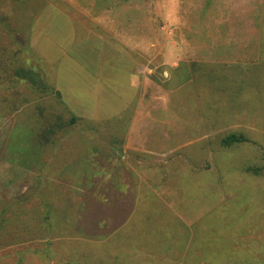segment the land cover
Returning <instances> with one entry per match:
<instances>
[{"label": "rangeland", "instance_id": "1", "mask_svg": "<svg viewBox=\"0 0 264 264\" xmlns=\"http://www.w3.org/2000/svg\"><path fill=\"white\" fill-rule=\"evenodd\" d=\"M7 2L0 0V214L6 221L0 227V264H98L107 250L125 261L138 257L135 263L165 264L171 257L164 253L172 247L170 239L158 242V249L147 240V249L123 250L120 244L83 236L77 228L82 202L75 203L74 212L64 209L67 191L60 181L67 143L81 139L80 133L58 135L64 144L55 151L63 160L55 158L53 170L47 168L40 194L58 208L50 223L42 224L47 211L34 212V133L52 113L65 121L70 116L52 94L27 82L15 84L10 72L20 61L10 52L1 22L15 29L22 64L40 67L53 89L49 54L65 50L69 40L68 47L106 40L122 49L132 44L147 48V53L137 49L134 57L153 81L143 107L155 115L169 114L164 128L180 131L178 143L186 146L179 155L189 154L177 174L163 171L168 177L160 191L166 206L157 210L156 200L149 212L152 225H158L152 227L155 238L175 233L176 246L182 243L187 251L202 254L201 264L216 259L219 264L236 259L264 264V170L258 175L247 171L264 168V0H42L30 27V17L21 20ZM99 47L105 49L103 42ZM171 64L176 70H169ZM123 124H117L119 132ZM73 128L86 125L78 122ZM97 133L90 132L91 138ZM233 133L245 140L223 147L221 139ZM76 155L77 149L70 157ZM176 224L186 230L181 236ZM45 247L50 257H42Z\"/></svg>", "mask_w": 264, "mask_h": 264}, {"label": "crops", "instance_id": "2", "mask_svg": "<svg viewBox=\"0 0 264 264\" xmlns=\"http://www.w3.org/2000/svg\"><path fill=\"white\" fill-rule=\"evenodd\" d=\"M114 31L119 37L120 33L117 34L116 29ZM118 40L123 42L122 39ZM71 42L69 40L65 50L54 49L50 52L49 62L53 68L54 90L60 96L63 110L69 116L75 117L76 122L71 127L63 128L64 131L58 130L44 144L38 138L41 126L34 130V212L38 210L37 214L41 215L44 208L51 215L52 211L57 210V206L49 203L40 194L44 185L43 179L46 180L48 174L47 168L53 170L55 158L59 161L64 159L60 167L65 170L61 171L63 180L60 179L61 185H66L67 191L64 209L74 212L75 203L80 199L81 220L77 228L81 227L83 236H97L98 240L117 246L120 244L123 250L147 249V243L152 240L158 249V242L170 239L172 247L164 255L172 260L165 264H201L202 254H196V250L192 253L187 251L182 243L176 246L175 233L168 238H155L152 230V227L158 226L152 225L154 220L149 215L157 205L155 201L160 200L157 210L166 206L163 203L165 195L160 191L163 181L168 177L163 171L173 170V173L177 174L178 166L184 168L189 154L186 157L179 155V151L186 146V143H178L180 131L164 128V123L168 124L169 114L155 115L143 107L148 99L146 90L153 81L149 75L150 71L145 72V68L134 57L138 55L135 53L137 49L147 53V48L139 50L132 44L131 49H122L120 44L106 40L84 41L78 46L68 47ZM102 42L104 50L99 47ZM54 62L58 63L56 67ZM176 67L171 64L169 70H176ZM77 73L80 75L77 76ZM179 85L180 82L175 87ZM153 99L155 101V97L151 98V101ZM177 120L179 122L180 117ZM78 122H83L86 128L74 131L73 127ZM118 123H124L122 132H119ZM92 126H99L98 131ZM93 129L98 132L97 138H91L90 132L94 133ZM70 133H80L82 138L68 141L70 148L64 152L61 160L55 148L64 142L58 135L62 138ZM47 144L54 145L52 149H46ZM76 149L80 155L70 157ZM49 181L50 184L53 183ZM70 185L73 187L67 188ZM155 185L158 188H155ZM169 215L167 213V216ZM176 222L182 223L177 215ZM176 226L178 228L180 225ZM185 231L178 228L180 236ZM126 243H129L128 247L125 246ZM189 244L188 241L187 246ZM224 252L228 256L232 253L230 255L233 259L237 258L233 251ZM100 254L102 255V252ZM103 255L104 262L99 257L98 264H140L135 263L138 257L125 261L126 259H121L122 254L118 256L108 250ZM206 256L211 257L210 254ZM85 263L87 264L83 262ZM215 264H219L217 259ZM229 264L248 262L236 259Z\"/></svg>", "mask_w": 264, "mask_h": 264}, {"label": "trees", "instance_id": "3", "mask_svg": "<svg viewBox=\"0 0 264 264\" xmlns=\"http://www.w3.org/2000/svg\"><path fill=\"white\" fill-rule=\"evenodd\" d=\"M3 1L4 2L8 1L7 3H9L12 11L19 10L16 13L19 14L21 20H24V19L26 20L30 17L29 27L31 26V23L34 20L35 16L38 14V12L34 9V7L36 5H41L43 7L42 4H45L44 2H42V0H3ZM1 24H3V28L5 29V31H7V35H9V38L11 41L10 52H13L14 57L17 58V61H20L18 63V66L14 69H11V72H10L14 80L18 81L15 84H18L19 82L20 83L27 82L29 83V85H31L33 88L40 91L41 93L52 94V96H54L58 100V103L63 108L64 106L60 102L59 94L53 89V87H50V84H47V82H45L44 77L42 76L40 67L35 66V69H34L33 67H27L26 65L22 64L21 55H22L23 50L17 47L16 45L15 29L12 28L9 24H4L2 22ZM11 33H14V36H10ZM13 108L16 109L17 107L14 106ZM39 114L43 118L44 113L42 109L39 111ZM51 115L52 116H50L49 118L46 117V119H43L44 120L43 124H41V130H40L41 133L38 135L39 136L38 138L43 142V144L44 142H47L49 139H51L58 130L71 127L76 122V119L73 116H70L68 121H65L63 117L59 114L52 113ZM244 140L245 138L241 135H236L234 133L228 134L224 138L221 139V145L223 147H229L234 143H238ZM262 170H264V168L262 169L259 167H255V168L247 169L248 172L254 173L256 175H258L260 171ZM0 216L4 218L3 214H0ZM2 217L0 218V227L4 222H6L5 218L2 219ZM41 220H42L43 225H45L46 223L49 224L51 221L50 212L47 211L45 213V216H43ZM9 222L10 221L8 220V223ZM49 249H50L49 247H45L42 250V253H43L42 257H46V258L50 257ZM78 262H81L78 264H83L82 260H78Z\"/></svg>", "mask_w": 264, "mask_h": 264}]
</instances>
